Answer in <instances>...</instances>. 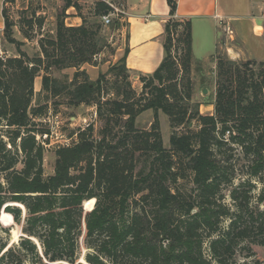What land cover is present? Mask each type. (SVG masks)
Wrapping results in <instances>:
<instances>
[{"label": "trees", "instance_id": "1", "mask_svg": "<svg viewBox=\"0 0 264 264\" xmlns=\"http://www.w3.org/2000/svg\"><path fill=\"white\" fill-rule=\"evenodd\" d=\"M167 5L164 59L152 75L140 76L142 91L138 98L133 94L137 99L131 105L130 95L121 101L102 102L95 97L100 94V79L91 83L79 72L101 50L95 43L97 30L85 25L65 28L57 22L54 38L39 41L44 61L29 60L21 51L18 58L0 59L1 220L6 226L11 217L20 223L22 209L12 205L26 211L18 248L5 252L0 241V264H26L28 260L44 264L32 238L40 242L47 262L72 263L83 223L86 242L94 251L85 258L86 264H118L119 258L129 264H228L237 245L252 234H264V211H259L264 204V63L233 62L217 54L211 59L216 66L215 95L210 103L213 113L201 115L193 106L191 111V88H179L177 66L169 61L171 37L180 31L185 52L181 69L187 73L192 57L191 25L175 19V1L167 0ZM71 7L76 5L66 0L65 9ZM111 13L105 3L97 4L95 16ZM2 19L6 41L17 45L14 25L4 9ZM128 52L127 47L118 62L125 78ZM51 68L77 72L70 83H62L47 75ZM42 71L46 75L41 77L40 94L45 95L46 104L67 92L70 103H94L100 119L107 118L99 141L83 140L59 148L54 174L47 178L42 171L44 149L35 139L44 132L36 131L31 122L47 110L46 105H31L35 80ZM81 75L85 81L78 83ZM150 110L154 115L151 131H139L136 119ZM158 112L168 118L172 130L169 150L162 145ZM114 117L119 123L126 118V133L118 141H107ZM193 122L195 130L189 128ZM18 140L23 154L20 171L16 170L18 158L12 155ZM241 161L247 163V171L234 187L233 169ZM181 170L191 176L189 193L178 187L184 179ZM254 182L261 185L257 197L251 195ZM225 190L232 212L223 204ZM252 199H256L254 208ZM93 201L92 210L84 214V203L90 209ZM225 219L227 228L218 231ZM204 241L209 259L203 254Z\"/></svg>", "mask_w": 264, "mask_h": 264}, {"label": "rangeland", "instance_id": "2", "mask_svg": "<svg viewBox=\"0 0 264 264\" xmlns=\"http://www.w3.org/2000/svg\"><path fill=\"white\" fill-rule=\"evenodd\" d=\"M5 1L3 9L5 10L6 18L10 23H13L12 28L13 39L17 41V45H11L6 41L4 37V25L3 30L0 31V59L2 61L18 58V51H21L27 59L38 61L43 60L39 48V41H49L54 38L56 32L57 22L63 24L65 28H78L85 25L87 28L93 31L97 30V36L95 37V43L101 48L100 52L92 58L90 65L85 64L80 67L79 72H84L88 77V82L96 83L100 79V94H95V97L104 101H121L123 97L130 95L131 105L135 102L142 91V83L140 77L133 78L130 74H121L120 66L118 62L123 57L127 48V27L126 15L120 13L126 8L125 0H71L76 5V8L65 9L66 0H0V26L2 24V5ZM132 1V0H129ZM103 2L112 9L111 23L108 26L102 24L101 18L95 16L96 6L98 3ZM132 14V13H131ZM129 19L134 18L132 15L128 16ZM247 20V19H246ZM134 22L140 21L133 19ZM129 23V22H128ZM235 28L238 25L236 22L231 23ZM130 26V25H129ZM136 33V28L133 31ZM131 29L128 31V43L131 48ZM180 31L173 33L171 37V53L169 61H172L178 69V85L186 89V85L191 88V108L198 109L201 115H211L213 113V106L210 103L214 99L215 95V79L216 70L215 63L212 62V56L205 62H199L204 59L208 45L209 37L208 33L201 31L197 33L195 31L193 37L194 55L189 61V68L187 73H184L181 69V64L184 58V48L179 42ZM245 41V56L255 60H264V46L256 42V38L251 33H246L242 36ZM42 39V40H40ZM225 40V37H223ZM47 43V42H45ZM235 44V40L232 41ZM232 43H229L231 46ZM223 47L220 55H224L228 60V54L223 52ZM223 53V54H222ZM245 60H235L234 62H245ZM138 61L135 62L137 64ZM114 69L111 71V69ZM76 69H62L57 70L51 68L48 70V76L52 79H56L62 83H70L73 80ZM132 72H135L133 70ZM153 74V73H152ZM151 74V75H152ZM46 75V72L42 71L40 77L35 80L34 84V97L32 99V107L42 108L45 107L44 115L41 118H32L31 122L36 125V131H42L44 134L35 135L37 143H41L44 152L42 157V171L45 178L52 176L55 171L56 163V151L63 147H72L78 141H99L101 139V131L105 127L106 119H100L97 114V107L94 103L90 104H78L74 105L67 99V92H63L57 97L50 98L46 104L45 95L41 92V77ZM78 83L85 81L84 76L77 78ZM206 90V94H202V91ZM120 93V96L118 95ZM133 94L137 98H133ZM199 107H198V105ZM197 105V108H196ZM110 125V134L108 133L107 141H118V138L122 136V133H126V126L124 120L121 123L118 122V118L114 117ZM158 131L161 137L163 148L170 149L169 138L172 130L169 126L168 118L162 113L158 112ZM154 122L153 112L146 111L142 113L135 121V128L139 131L150 132L151 126ZM117 123V125H115ZM114 125V126H113ZM194 122L189 128L195 130ZM182 131V129H179ZM85 133L81 138L80 135ZM20 142L16 141V149H12V155L18 158L19 163L16 166V170L20 171L23 168V154L20 152ZM9 148V146H8ZM236 156H240L238 147H234ZM247 163L245 161L239 162L233 169L234 172V187L241 183L244 179V174L247 171ZM183 180L178 182V187L181 191L187 193L192 189L191 176L188 171L181 170ZM72 173H75L72 171ZM254 188H251V195L257 197L261 185L254 182ZM223 204L227 207V210L233 211L232 204L229 200V191L223 192ZM256 199H252L250 206L252 208L256 205ZM88 202V201H87ZM83 205L84 214L89 213L93 206L94 201L90 209L86 208V203ZM22 209L21 220L19 224H16L12 217L7 226L2 219V212L0 214V241L1 244L6 246L5 252L18 246L21 241V237H24L22 233L24 221L26 219V211L21 205H12ZM226 210V211H227ZM259 211H264V204L259 206ZM7 215V214H6ZM228 226V220H224L222 224H219L218 231L224 230ZM221 227V228H220ZM16 233L13 236V233ZM26 238V237H25ZM36 245L39 256L43 259L44 264H86L85 258L88 255L94 253L93 249H90L85 237L84 223L80 232V236L77 238L76 249L74 253V261L72 263L67 260L47 262L43 257V249L36 239H31ZM18 248V247H17ZM203 254L206 259H209L208 242L204 241ZM28 260V259H27ZM118 264H129L124 258H119ZM264 264V234H252L247 240L241 242L236 246L233 256L228 259V264ZM26 264H30L29 260ZM130 264H141L138 262Z\"/></svg>", "mask_w": 264, "mask_h": 264}, {"label": "crops", "instance_id": "3", "mask_svg": "<svg viewBox=\"0 0 264 264\" xmlns=\"http://www.w3.org/2000/svg\"><path fill=\"white\" fill-rule=\"evenodd\" d=\"M125 3L126 8L120 13L127 17V35L129 28L132 33L131 48L127 42L129 52L125 62L126 69L133 78L150 76L165 56L163 34L165 22L169 18L167 0H125ZM4 4L5 1L1 12ZM175 4V19L189 22L191 25L192 56L195 31L208 33V50L203 56L204 59L199 62L207 61L222 52L225 47L223 52L226 50L233 62L247 58V61L264 63V60L245 56V41L244 38L242 39L243 35L251 33L256 38V42L264 46V0H175ZM129 15L134 18L129 19ZM133 19L140 21L134 22ZM232 22L238 25L234 28ZM134 28H136L135 35ZM2 30L3 19L0 26V31ZM233 39L235 44L232 43ZM229 43H232L231 46ZM133 70L135 72H132Z\"/></svg>", "mask_w": 264, "mask_h": 264}, {"label": "built area", "instance_id": "4", "mask_svg": "<svg viewBox=\"0 0 264 264\" xmlns=\"http://www.w3.org/2000/svg\"><path fill=\"white\" fill-rule=\"evenodd\" d=\"M173 1H175V0H173ZM111 14L101 17V21H102V24L104 26H108L111 23V19H110L111 18Z\"/></svg>", "mask_w": 264, "mask_h": 264}, {"label": "water", "instance_id": "5", "mask_svg": "<svg viewBox=\"0 0 264 264\" xmlns=\"http://www.w3.org/2000/svg\"><path fill=\"white\" fill-rule=\"evenodd\" d=\"M202 94H206V90H203V91H202Z\"/></svg>", "mask_w": 264, "mask_h": 264}, {"label": "bare ground", "instance_id": "6", "mask_svg": "<svg viewBox=\"0 0 264 264\" xmlns=\"http://www.w3.org/2000/svg\"><path fill=\"white\" fill-rule=\"evenodd\" d=\"M15 235H16V233L14 232V233H13V236H15Z\"/></svg>", "mask_w": 264, "mask_h": 264}]
</instances>
